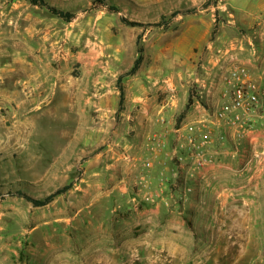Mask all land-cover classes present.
I'll list each match as a JSON object with an SVG mask.
<instances>
[{
  "label": "rangeland",
  "instance_id": "rangeland-1",
  "mask_svg": "<svg viewBox=\"0 0 264 264\" xmlns=\"http://www.w3.org/2000/svg\"><path fill=\"white\" fill-rule=\"evenodd\" d=\"M46 2L75 19L0 0V87L54 89L34 111L0 112V264H264V168L251 170L250 151L226 155L225 165L241 166L213 167L206 185L197 175L170 181L161 196L174 201L157 213L155 150L150 139L138 148L135 129L136 104H166L173 73L227 53L264 55V0ZM139 36L144 62L122 80L119 111L117 80L133 67ZM100 101L107 111L92 109ZM207 160L202 170L220 161ZM70 184L46 207L12 195L43 200ZM93 237L120 250H91Z\"/></svg>",
  "mask_w": 264,
  "mask_h": 264
},
{
  "label": "crops",
  "instance_id": "crops-1",
  "mask_svg": "<svg viewBox=\"0 0 264 264\" xmlns=\"http://www.w3.org/2000/svg\"><path fill=\"white\" fill-rule=\"evenodd\" d=\"M193 63L200 61L198 57H190ZM241 62L247 64L249 69L257 76L260 77L264 74V55L248 57H239L237 53H230L224 56L209 57L208 64L198 70L194 65H190L184 72L173 73V80L170 85L164 89L169 93L168 102L162 106H158L156 101L151 100L146 103H138L136 107L139 108V114L135 117V129L137 130V144L138 148L142 151L148 146V140L150 139L149 146L152 147V141L157 144L160 143V147H152L155 150V154L151 157L152 160V174L151 180L155 184V193L159 198L156 201L157 207L154 212L160 213V203H170L173 198L162 197L161 192L164 188L168 192V183L178 178L189 179V176H195L198 178L196 181L201 186L208 183L210 176L208 171L217 167L218 169L233 167H239V163H229L225 165L222 161L226 155H235L238 146L243 147L245 153L250 151V163H253L251 170H260L264 168V160L258 158V150H264V123L261 120H255L249 128H234L227 125L217 119V111L223 108H229L230 102L227 98H224V93L228 89L227 80L230 76V72L236 67L237 63ZM95 70L92 69L90 76H93ZM2 75V74H0ZM14 75V73L7 71L3 73V77ZM4 77V78H5ZM2 78V76H1ZM8 81L7 79H2ZM196 87L197 96H193V104L186 112L183 118L180 119V115L185 111L188 100L192 95V89ZM54 89L40 90L38 88L30 89L26 87L21 90H15L12 87H0V112L3 110L8 114L13 110L14 105L19 107L23 111H30L28 106L33 105L34 111L37 107L34 99L49 98L47 93ZM180 92V98L174 96L175 92ZM92 109L107 111L109 108L106 101H100L97 104L92 105ZM53 114V113H52ZM54 115V114H53ZM80 117H84L80 115ZM104 117V115H103ZM87 120V119H86ZM196 125L202 129L203 132L211 133V143L207 148L208 157H212L215 160H220L218 163H213L204 170H195L192 168V160L188 156L187 152L178 149V131L185 129L188 126ZM155 146H158L154 143ZM248 146L245 148V146ZM256 154L255 157L251 153ZM180 156H183L184 161L180 162ZM250 163L247 165L250 166ZM215 175V173H214ZM171 186V185H170ZM175 186V185H174ZM174 188V187H173ZM203 198H200V202ZM210 199V198H208ZM174 201V200H173ZM213 203L215 197H212ZM168 211V210H167ZM167 213V212H166ZM214 215L218 213V210L212 212ZM209 215V214H208ZM107 240L105 243L109 244ZM119 243V241L116 239ZM87 245L91 250H104L105 245L102 242H98L94 237L87 240ZM110 247L105 249L112 250L117 248L120 250L119 245H115L112 240Z\"/></svg>",
  "mask_w": 264,
  "mask_h": 264
},
{
  "label": "built area",
  "instance_id": "built-area-1",
  "mask_svg": "<svg viewBox=\"0 0 264 264\" xmlns=\"http://www.w3.org/2000/svg\"><path fill=\"white\" fill-rule=\"evenodd\" d=\"M227 85L224 98L230 102V107L217 111V119L234 128H249L257 119L264 123V74L257 77L249 67L239 66L230 72ZM177 134L178 149L187 152L192 168L202 170L208 163L207 148L211 143V133L191 125ZM154 140L152 147H160L161 144ZM179 160L184 161L183 156Z\"/></svg>",
  "mask_w": 264,
  "mask_h": 264
},
{
  "label": "trees",
  "instance_id": "trees-1",
  "mask_svg": "<svg viewBox=\"0 0 264 264\" xmlns=\"http://www.w3.org/2000/svg\"><path fill=\"white\" fill-rule=\"evenodd\" d=\"M32 6L34 7H38L40 9H46L47 11H49L52 15L56 16L59 19H62L63 21L70 23L73 19H75V14L70 13V12H64L61 10H58L52 6H50L48 4V2H46V0H27ZM111 11H115L118 12V10H116L115 8H110ZM123 23L130 25V26H139L140 24L135 23V22H128L125 19H122ZM137 53H138V57L136 58V60L134 61L133 67L124 75L120 76L117 80V84L120 87V109L119 111L123 110V105H124V91L122 89L121 83L122 80L125 77H130L135 75L141 68L143 62H144V48L141 46V36H139L137 38ZM193 104V96L191 95L186 109L185 111L180 115V119L183 118V116L186 114V112L190 109V107ZM72 189V185H67L61 189H58L57 191H55L54 193H52L51 195L47 196L45 199L43 200H37L31 196H29L28 194L22 192V191H17L12 195H15L19 198L24 199L25 201L31 203L34 207H46L48 205H50L52 202L55 201V199L65 193H67L68 191H70ZM0 199H2V194L0 192Z\"/></svg>",
  "mask_w": 264,
  "mask_h": 264
}]
</instances>
